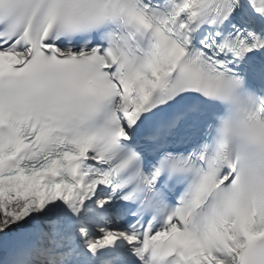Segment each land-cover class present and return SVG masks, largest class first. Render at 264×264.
<instances>
[{"label": "snow or ice", "instance_id": "snow-or-ice-1", "mask_svg": "<svg viewBox=\"0 0 264 264\" xmlns=\"http://www.w3.org/2000/svg\"><path fill=\"white\" fill-rule=\"evenodd\" d=\"M0 264H264V0H0Z\"/></svg>", "mask_w": 264, "mask_h": 264}]
</instances>
